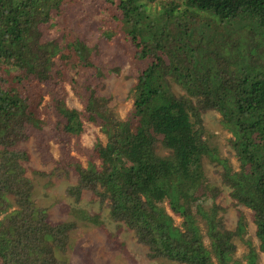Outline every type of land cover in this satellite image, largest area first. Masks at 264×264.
I'll return each mask as SVG.
<instances>
[{
  "label": "trees",
  "instance_id": "trees-1",
  "mask_svg": "<svg viewBox=\"0 0 264 264\" xmlns=\"http://www.w3.org/2000/svg\"><path fill=\"white\" fill-rule=\"evenodd\" d=\"M153 2L160 11L151 16ZM199 11L252 21L264 31V0H0V264H67L55 251L65 250L75 222L52 221L31 198L29 153L21 144L30 135L43 152L48 141L59 150L51 171L35 172L74 174L65 192L77 199L90 190L110 218L146 247L149 259L240 264L232 259V236L241 232V223L226 229L216 205L205 211L198 203L220 192L203 174L202 158L214 152L203 138L206 110L218 111L231 134L238 169L223 163L221 180L231 199L249 209L264 251V71L212 65L210 57L219 54L212 51L195 68L166 60V28L186 30L203 17ZM199 48H191L193 54ZM125 61L133 93L119 119L100 89ZM169 78L186 94H175ZM65 84L79 108L66 105ZM84 122L106 136L85 149V164L72 153L73 147L81 152ZM192 205L206 222L211 250L203 244ZM84 215L102 226L96 213ZM247 264H254L251 251Z\"/></svg>",
  "mask_w": 264,
  "mask_h": 264
},
{
  "label": "rangeland",
  "instance_id": "rangeland-1",
  "mask_svg": "<svg viewBox=\"0 0 264 264\" xmlns=\"http://www.w3.org/2000/svg\"><path fill=\"white\" fill-rule=\"evenodd\" d=\"M148 9L149 15L152 16L157 10L160 11V5L153 2L149 4ZM203 13L205 12L199 11L203 17L194 21L186 30H177L173 26L166 28L165 36L162 37L167 53L166 60L175 59L179 64H187L195 68L206 62L207 57L210 56L209 52L212 51V54L219 52L218 56L215 54L216 56L210 57L209 61L212 65L223 62L228 69L249 74L264 71V31L254 22L242 18L236 20L219 19L216 16L209 18ZM196 45L200 48L193 54L191 48ZM250 45L251 48L247 50ZM178 48L179 51L176 50ZM238 53L241 57L233 63V57ZM130 68V62L125 61L117 73L104 80L100 89L102 94L109 97L106 104L108 109L119 119L124 117L132 101L133 75ZM169 83L175 94H186V91L172 78H169ZM65 87L66 105L79 108L80 102L67 84ZM201 118L203 138L214 151L213 157L202 158L204 178L206 183L217 187L220 192L215 199L204 196L198 200V203L205 211L216 205V216L221 218L226 229L233 230L238 221L241 223V232L232 236L235 244L232 259L238 260L240 264H247V256L251 251L254 264H264V251L259 249V240L254 234L255 226L251 221L249 209L231 199L229 186L221 180L220 171L223 169V163L232 171L238 169L237 157L229 144L231 134L222 125L218 111L206 110L201 113ZM96 140L104 143L106 140L104 132L99 127L84 122L78 140L81 152H77L73 147L72 153L85 164L84 151ZM21 144L29 153V159L25 163V175L31 181V198L35 205L45 208L52 221L75 222V227L68 234L65 250L55 251L58 258L65 259L67 264H180L165 258L149 259L146 256V247L136 241L133 232L125 225L110 218L106 204L99 202L90 190H82L77 199L68 195L65 188L75 183L74 174L57 176L56 172L52 175L36 173L35 170L49 172L55 166L54 160L58 158L59 150L54 142H47L45 152L38 148L33 135ZM158 152L167 153L162 148H158ZM192 210L203 244L211 250L210 239L206 233V222L195 212V205H192ZM84 212L89 215L96 213L102 226L86 219ZM179 222L180 219L174 217V224L179 226ZM210 253L214 260L211 251Z\"/></svg>",
  "mask_w": 264,
  "mask_h": 264
}]
</instances>
